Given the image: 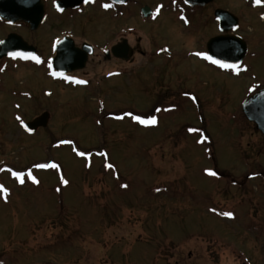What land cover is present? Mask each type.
Returning <instances> with one entry per match:
<instances>
[{
  "label": "rangeland",
  "instance_id": "374dc122",
  "mask_svg": "<svg viewBox=\"0 0 264 264\" xmlns=\"http://www.w3.org/2000/svg\"><path fill=\"white\" fill-rule=\"evenodd\" d=\"M170 16L133 26L146 50L154 41L172 60L136 55L109 83L90 74L89 87H66L43 68L0 60V185L8 189L6 199L0 192V264H264V141L242 112L264 88V24L244 30L250 52L233 73L190 56L206 52L214 26L180 30ZM11 31L0 24V37ZM170 87L197 94L201 106ZM44 112L48 126L26 133ZM45 162L60 167H36Z\"/></svg>",
  "mask_w": 264,
  "mask_h": 264
},
{
  "label": "flooded vegetation",
  "instance_id": "af4514ba",
  "mask_svg": "<svg viewBox=\"0 0 264 264\" xmlns=\"http://www.w3.org/2000/svg\"><path fill=\"white\" fill-rule=\"evenodd\" d=\"M42 2L44 19L37 29H32L30 24L24 22L7 23L0 20V24L4 25L5 28L13 30L0 37V41L7 39L11 35L22 38L31 48L30 54L39 57L40 62L37 63L31 58L24 59L19 57L0 60H16L30 63L31 66L38 69L43 68L44 73L49 79L51 78L50 80L54 84H62L66 87L74 85L80 88L89 87L92 84L91 79H87L90 74L98 75L97 77L102 75L104 81L109 83L111 78L122 77L129 73L128 65L135 63L136 55L144 58L149 56L150 59L157 57V61H167L166 63L168 64V61L172 60V50L166 49V46H157L154 41L153 50H146L145 47H147L149 41L144 39V31L142 29L133 26L136 25L135 20H140L147 27H152L161 17L170 14V17L174 18V22L178 24L180 30L185 29L192 32V27H196L197 30L204 33V30L207 32L210 26H214L217 34L212 38L220 35L242 37L248 44V54L250 52V43L243 36L244 30L256 25L257 21L262 25L264 24V0H262L260 5L255 4L254 0H211L203 6H191L184 0H160L156 2L125 0L121 3L115 0H89V2H86V0H42ZM105 4H109L111 7L105 8L103 6ZM57 5L63 11H60ZM217 11L226 12L228 15L221 20L216 15ZM88 12L93 13V15L86 16L85 14ZM201 15H203V19ZM198 16H201V18H198ZM87 17L89 20L85 21ZM99 19L105 21L101 22ZM106 19L109 20L106 21ZM130 20L133 21L132 25L128 24ZM98 22L104 24L103 29L93 28L94 23ZM221 27L233 28V31L223 33L221 32ZM18 29L26 31V36L28 37L19 35L16 32ZM46 29L49 31L47 32ZM50 31L52 34H56L52 35L51 41L48 38ZM89 31L95 35L98 42L86 36ZM35 35H38V38H35ZM208 41L206 42V53ZM58 46L63 55L69 53L70 58L74 57L75 54L82 56V54L86 53L89 55L85 67L62 76L53 75L54 72L56 73L53 65L54 60L58 56ZM153 46L151 45V47ZM114 48L120 49L118 51L119 56L114 54ZM90 52L91 54H89ZM195 53L190 55L191 58H195L202 63L204 61L209 63L208 60L195 55ZM160 57L164 59L159 60ZM146 61L149 60L147 59ZM75 65H79V63L75 62ZM165 66L163 64L160 70H164ZM69 67V65L63 64L60 69ZM240 68L233 70V73L239 71ZM65 77H72V79L68 80ZM76 81H86V83L81 84ZM97 87L99 91H102L101 83L97 84ZM167 93L179 94L181 98L190 100L192 105L201 106L197 94L190 91H175L170 87ZM192 97H196V99L193 100ZM173 100L169 101L168 104L177 105V101ZM258 133L264 141V136L260 132Z\"/></svg>",
  "mask_w": 264,
  "mask_h": 264
},
{
  "label": "water",
  "instance_id": "95a60500",
  "mask_svg": "<svg viewBox=\"0 0 264 264\" xmlns=\"http://www.w3.org/2000/svg\"><path fill=\"white\" fill-rule=\"evenodd\" d=\"M118 3L125 0H115ZM185 1V0H184ZM211 0H187V4L191 6H203ZM217 17L221 20L228 15L223 11H217ZM0 18L9 23L24 22L30 24L32 29H37L44 19V8L42 0H0ZM233 28H223L222 32H230ZM58 56L54 60V68L59 74H66L76 70L83 69L88 60L86 53L76 55L72 58L68 54H64L59 50ZM120 49L114 48L113 52L116 56ZM17 51L30 53L31 48L23 41L22 38L11 35L0 45V58L10 57L8 53ZM208 54L214 58L221 59L230 64L238 66L246 58L248 46L244 40L236 36H218L212 38L207 44ZM81 53V52H76ZM91 54V52L89 53ZM76 60V61H75ZM78 62L79 65H75ZM69 65V68L60 69L61 65ZM242 112L247 120L253 124L257 131L264 136V89L249 97L242 106ZM49 113H43L37 119L28 122L25 129L29 134H35L39 129L46 128L49 124ZM30 129L31 131H29Z\"/></svg>",
  "mask_w": 264,
  "mask_h": 264
},
{
  "label": "snow or ice",
  "instance_id": "6c2138e0",
  "mask_svg": "<svg viewBox=\"0 0 264 264\" xmlns=\"http://www.w3.org/2000/svg\"><path fill=\"white\" fill-rule=\"evenodd\" d=\"M86 2H89V0H86ZM185 2H187V0H185ZM255 4L257 5H260L262 0H254ZM105 8H109L111 7V5L109 4H105L103 5ZM58 9L60 11H63L62 8H59V5H57ZM187 22V21H186ZM3 41H0V44H2ZM9 56H11L12 58H24V59H33L35 60L37 63L40 62V59L39 57L37 56H34L30 53H25V52H17V51H13V52H10L8 53ZM195 55L199 56V57H202L208 61H210L212 64H215L217 66H219L220 68H224V69H237L239 68L238 65L236 64H230V63H227L226 61L224 60H221V59H217V58H214L213 56L209 55L208 53L206 52H197L195 53ZM51 66V65H50ZM53 75H61L59 73H53ZM65 79H68V80H71L72 77H65ZM77 83H86V81H76ZM193 100L196 99V97H192ZM157 111H160V109H157ZM127 115L129 116H132V119L135 120L136 122H138L139 124L141 125H155L157 123V118L155 116H152L150 118H143L139 115H132L131 113H128ZM118 119H122V117H117ZM29 131H31L30 129H28ZM189 131H197L196 129H189ZM206 139V137H202L201 138V142H203L204 140ZM61 143H71V141H62ZM74 151H77V154L79 156H85L86 153L82 152V151H78L76 150L75 148L73 149ZM106 155V154H104ZM108 168H112L113 165L112 164H107L106 165ZM37 168H41V169H48V168H51V169H59L60 165L53 162V163H48V162H45V163H38L36 165ZM8 171H12L11 169H8ZM208 172L209 175H212V176H216L217 173L215 171H212V170H206ZM12 175L15 176L21 184H23L25 182L24 180V177H25V173L24 172H20V171H16V172H12ZM28 177L32 180L33 183H39V181L37 180V178L35 176L32 175L31 171H29L27 173ZM61 182L65 185H67L69 182L67 179H64L63 177H61ZM123 187H127V185H123ZM0 192L4 193L5 194V199L7 198V192H8V189L4 188L3 185H0ZM215 211V210H214ZM221 215L225 216V217H228V218H234V214L232 212H222L220 213Z\"/></svg>",
  "mask_w": 264,
  "mask_h": 264
}]
</instances>
